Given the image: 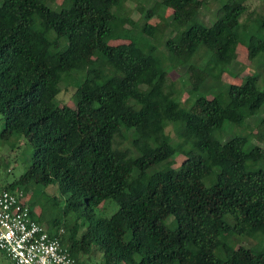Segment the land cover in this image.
I'll list each match as a JSON object with an SVG mask.
<instances>
[{
  "label": "trees",
  "instance_id": "trees-1",
  "mask_svg": "<svg viewBox=\"0 0 264 264\" xmlns=\"http://www.w3.org/2000/svg\"><path fill=\"white\" fill-rule=\"evenodd\" d=\"M127 1L0 0V139L34 147L27 171L0 189L57 186L75 220L42 218L52 234L65 229L81 264H264V249L222 236L264 239V86L259 72L219 78H239L241 44L264 70V13L243 19L239 0H159L172 14L156 23V0H135L138 19ZM214 1L208 24L200 11ZM65 83L75 107L58 99ZM252 117L260 133L234 132ZM109 199L118 210L96 214Z\"/></svg>",
  "mask_w": 264,
  "mask_h": 264
},
{
  "label": "rangeland",
  "instance_id": "rangeland-1",
  "mask_svg": "<svg viewBox=\"0 0 264 264\" xmlns=\"http://www.w3.org/2000/svg\"><path fill=\"white\" fill-rule=\"evenodd\" d=\"M244 2L248 6V12L243 16V19L251 16V19L256 18L258 13H264V0H239ZM128 9L130 10L131 17L134 19H138L141 16V11L137 8V1L128 0L126 2ZM221 4L219 2H209L200 11V18L203 19L206 23L211 24L217 17V11L219 10ZM153 9L155 11V16L153 17L154 22H160L163 20L164 16H169L172 14L171 10H166L165 13L161 7L159 0L153 4ZM203 54V53H201ZM197 58H200L198 55ZM240 61L237 66V70L242 72L238 77L235 78L230 76L228 73H220L219 78L222 82H243L249 75L254 73H260V82L264 86V70H259L256 66L255 62H252L248 58V50L246 46L243 44L239 47V57ZM185 73V69L183 65H178V63L173 66V69L170 71V79L177 82L178 87L183 84L181 76ZM239 79V80H238ZM184 93L182 97V101L185 104L190 105L191 100L189 99L190 95H192L191 87L186 85L184 88ZM76 88L73 85L69 84H61V92L58 95L59 101L65 104H69L72 107L76 106V97H75ZM2 114L0 113V131L2 129ZM258 118L252 117L244 125L240 127H235L234 132H241L242 129L247 131H251L250 128L253 127V131L257 134L262 131V127L258 125ZM250 127V128H249ZM167 131L170 133L174 141H178L179 137L176 134L175 126L170 124L167 128ZM132 135L131 132H128V136ZM232 135V134H230ZM230 135H226L224 137V141ZM15 139H13V142ZM254 143H258V139L253 138ZM12 143H5L0 139V188L5 185L15 181L20 178L32 163V155L34 152V147L28 141V139L22 137L17 142V145H13ZM125 145H130V140H124ZM14 146V147H13ZM177 153L176 157L169 164L177 167L181 165L184 157L180 156ZM261 165H258L257 168H260ZM23 192L26 196V202L30 205L33 210L35 218H46V220H54L58 219L61 222V226L65 221L73 222L75 220V216L70 214L69 216H65L64 213V205H65V196H62L58 192L57 186L50 185L47 187L40 186L34 182H30L25 187H22ZM1 190V189H0ZM20 190V189H17ZM119 208V205L112 199H109L105 204L96 209V214L98 215H112ZM45 219L42 218V223L46 227H50ZM64 228L61 227V230ZM65 230V229H64ZM222 236L224 240L231 244L232 247H238L240 245H245L251 247L255 252H259L264 249V239L263 242L258 238H243L232 232H223ZM220 255L225 254V249L219 248L217 251ZM101 257L100 255L96 256L95 259H92L88 264H100ZM0 264H14L12 260L3 254L0 251Z\"/></svg>",
  "mask_w": 264,
  "mask_h": 264
},
{
  "label": "built area",
  "instance_id": "built-area-1",
  "mask_svg": "<svg viewBox=\"0 0 264 264\" xmlns=\"http://www.w3.org/2000/svg\"><path fill=\"white\" fill-rule=\"evenodd\" d=\"M59 234L33 217L23 191L0 190V251L14 264H81Z\"/></svg>",
  "mask_w": 264,
  "mask_h": 264
}]
</instances>
